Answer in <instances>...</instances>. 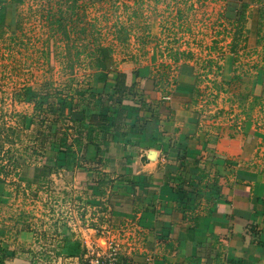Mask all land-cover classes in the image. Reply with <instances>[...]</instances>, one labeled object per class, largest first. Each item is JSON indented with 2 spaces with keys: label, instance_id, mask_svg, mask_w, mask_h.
<instances>
[{
  "label": "crops",
  "instance_id": "crops-1",
  "mask_svg": "<svg viewBox=\"0 0 264 264\" xmlns=\"http://www.w3.org/2000/svg\"><path fill=\"white\" fill-rule=\"evenodd\" d=\"M186 1L180 16L176 9L166 21L158 16L156 45L137 46L141 54L116 56L113 47L100 46L108 69H98L104 78L96 81V103L86 102V112L83 105L85 141L77 139L64 165L40 180L36 174L45 157L41 165L21 167L19 175L29 182L22 181L24 191L35 199L29 210L45 203L37 202L39 188L54 178L62 182L54 189L72 196V206L55 201L61 215L53 224L54 241L61 243L57 264L82 260L74 232L94 221L95 212L110 227L105 232L120 239L124 261L264 264V127L254 118L264 69L257 55H245L257 54L264 38V0ZM182 13L185 20H177ZM174 50L182 54L178 61L171 57ZM208 61L219 67L216 74L213 66L208 73ZM116 72L125 75L128 89L119 106ZM196 76L217 79L219 91L205 95L201 82L199 95ZM246 82L252 100L241 109L235 98ZM104 105L105 120L98 122ZM20 192L0 183V207L7 199L16 211ZM30 214L29 220L16 217L10 242H0V264H29L27 253L38 240L34 221L40 220ZM107 238L98 236V243L106 245Z\"/></svg>",
  "mask_w": 264,
  "mask_h": 264
},
{
  "label": "rangeland",
  "instance_id": "rangeland-1",
  "mask_svg": "<svg viewBox=\"0 0 264 264\" xmlns=\"http://www.w3.org/2000/svg\"><path fill=\"white\" fill-rule=\"evenodd\" d=\"M1 1L9 4L7 20L10 24L3 25L0 34V177L4 179L7 190L12 188L21 192L13 201L16 211L10 208L7 199L0 207V242H10L8 232H13L16 217L29 220L30 213H34L40 220H33L38 224L35 226L38 240L33 243V251L27 253L29 264H57L61 243L54 241L56 229L53 224L61 215L55 201L66 200L72 206V196L54 189L62 182L57 183L53 177V181L39 188L42 193H37L42 197L37 202L45 203H38L39 207L34 203L37 209L29 210L30 201L35 199L26 195V183L18 178L21 166L31 163L41 165L43 151L52 142L60 144L63 150L71 146L74 152L77 139L80 144L85 141L87 123H70L63 116L57 119L55 125L51 124V120L57 117L58 108L64 100L71 101L76 110H81L88 100H92L88 99L91 92L89 86H95L96 81L104 78L94 64L98 55L95 47H113L116 56L141 54L142 50L137 46L156 45L158 16L164 15L163 20L166 21L174 9L180 16L183 9L188 8V2L178 0L171 5V0H160L159 3L156 0H121L118 5L113 0ZM192 8V11L198 10L195 6ZM177 20H185L183 13ZM182 25L186 27L184 23ZM160 26L162 22L158 23ZM81 28L86 31L81 33ZM63 29L68 37H64ZM258 46L257 54L256 51H249L245 55H257L261 58L260 67L264 69V38ZM240 56H243L242 53ZM201 82L203 94L208 93L212 97L216 94L215 90L219 91L216 80L205 77ZM240 89L235 102L238 108L243 109L252 100L249 97L250 83L246 82ZM32 93L37 94L35 100L24 99L25 94ZM254 103L257 109L254 118L264 127V79L262 93ZM17 160L20 165L15 167ZM26 210L30 212L26 213ZM100 216L103 215L95 212L94 221L81 223L82 229L75 230L80 254L85 241L96 244L98 236L104 238L107 235L105 231L110 227ZM87 229L91 231L87 232ZM117 229L121 233L120 228ZM112 235L109 233L108 237ZM106 245L98 243L102 248ZM81 259L77 260L78 264L84 263L83 257ZM66 264H72V261Z\"/></svg>",
  "mask_w": 264,
  "mask_h": 264
},
{
  "label": "trees",
  "instance_id": "trees-1",
  "mask_svg": "<svg viewBox=\"0 0 264 264\" xmlns=\"http://www.w3.org/2000/svg\"><path fill=\"white\" fill-rule=\"evenodd\" d=\"M113 1L117 3L116 0H113ZM1 2H0V34L2 33V30H1L2 26L6 25L7 23L10 24L9 21L7 20V12L9 11V4H8V2H2V3ZM11 2H14V1H11ZM179 27L183 30V28L180 25H179ZM85 31H86L85 28H81L80 29L81 33H84ZM62 32L64 34V37H68L67 36V32L65 31V29H63ZM175 40H176L175 37L172 38L173 42H175ZM235 44L236 43H232L231 49H233V47H235ZM106 52L107 51L105 49L101 48L100 46H97L98 55L96 56L97 62L95 64V66H96V68L100 69L101 71H103V70L105 71L106 69H108L107 65L103 62L104 59L106 58V55H107ZM172 53L173 54H171V57L174 60H176V61H178V58L182 57V54L178 50H174V51H172ZM67 54H69V53L67 52ZM208 63H211V62L208 61ZM208 63H207V65H208ZM207 65L205 67H209L208 73L211 71L210 68L212 66L214 68V73L215 74L217 73L216 71L218 70L219 67L216 66V63L213 64V65L211 63L210 66H207ZM215 80H217V79L213 78V81H215ZM233 82H236V77H233L229 82H227V84L229 86H231ZM200 83H201V79L196 76L195 81H194V86L197 87V88L195 87V89H196V91L198 92L199 95L201 93L200 88H199ZM89 89H90L89 91H91V92H90V96H89L88 99L92 98V100H88L87 103L95 104L96 100H97V98L95 99V97L97 95L98 96L100 95V91L97 89V85L96 86H89ZM114 90H115V96H116V97H114L115 98L114 101L116 103H118L117 105L119 106V104L121 102V99H122V95L126 94V92L128 91V89H127V87L125 85V75L123 73H121V72H116V75H115V78H114ZM35 97H37V94H35V93H32L31 95L30 94H25L24 99H26L27 101H32V100H35ZM46 97H47V95H46ZM42 100H43V98H42ZM42 100H41L40 103H42ZM35 103H37V102H35ZM73 105L74 104L71 101H66V100L62 101L61 102V108H58L59 111H58V113H56L57 117L55 118V120H51L52 121L51 124L55 125L56 122H57V119L59 120L60 117L63 116V118H66L67 121H69L71 123H74V124L81 125L82 122H84V119H85L84 109L86 108L85 112L86 111H90V109L88 110L87 104H86V107L82 108L81 110L74 109ZM105 109H106V106L104 105L103 110H102L104 113L102 115L100 114V116L98 117L103 122H104V120H105L104 118H105V116L107 114V111ZM27 122H28V119H27ZM90 122H91V120L89 119V123ZM87 128L88 127H86V129ZM95 147L97 148V146H95ZM57 154L58 155L61 154L62 155L61 157L63 159L58 158ZM70 154H73V150H72L71 146L68 147V150L67 149L63 150L62 147L60 146V144L52 142L51 146L48 147V148H45L44 151H43V155L45 157V162H44L43 165H41L39 167L40 170L38 169L39 173L36 174L37 175L36 179L38 178L40 180V178H44V176L49 174L51 171H53L57 167H62L64 165V162H65L64 158L69 157ZM16 165H20L19 164V160L15 161V167H16ZM22 175L23 174L18 175V178H20L21 180H24L25 182H27L29 184V182L27 181L28 179L25 176H22ZM36 179H33V180L37 181L38 179L37 180ZM0 183H4V179L1 178V177H0ZM180 184L183 186L184 182L181 181ZM182 193H183V199H187V194L185 193V191H182ZM78 247H79V245H78ZM82 254H83V250L81 251V254H80L81 257H82Z\"/></svg>",
  "mask_w": 264,
  "mask_h": 264
},
{
  "label": "built area",
  "instance_id": "built-area-1",
  "mask_svg": "<svg viewBox=\"0 0 264 264\" xmlns=\"http://www.w3.org/2000/svg\"><path fill=\"white\" fill-rule=\"evenodd\" d=\"M119 3L121 0H116ZM109 235L108 232H106ZM106 247L98 246V243L92 244L85 241L83 248L84 264H135L131 261H124L122 257L121 241L116 236L107 238Z\"/></svg>",
  "mask_w": 264,
  "mask_h": 264
}]
</instances>
